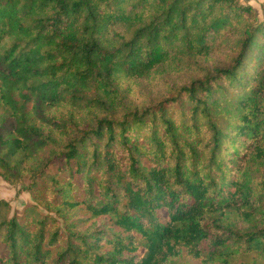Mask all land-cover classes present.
<instances>
[{
  "label": "trees",
  "instance_id": "obj_1",
  "mask_svg": "<svg viewBox=\"0 0 264 264\" xmlns=\"http://www.w3.org/2000/svg\"><path fill=\"white\" fill-rule=\"evenodd\" d=\"M0 178V264L264 260V6L0 0Z\"/></svg>",
  "mask_w": 264,
  "mask_h": 264
},
{
  "label": "rangeland",
  "instance_id": "obj_2",
  "mask_svg": "<svg viewBox=\"0 0 264 264\" xmlns=\"http://www.w3.org/2000/svg\"><path fill=\"white\" fill-rule=\"evenodd\" d=\"M240 2L244 6H251L256 16L261 20L264 0H240ZM26 185V179L19 181L15 184H10L0 178V201H5L10 205L11 215L13 214L20 216L26 206L36 205L32 200L31 195L25 191ZM39 209L44 213L43 209ZM180 260L184 264H201L199 261L192 259L190 256H188L185 249L182 250ZM237 260H243L244 262H251L256 260L260 264L264 263L263 259L257 258L254 254H248V256L239 258ZM237 260H234L232 264H237L239 262Z\"/></svg>",
  "mask_w": 264,
  "mask_h": 264
}]
</instances>
